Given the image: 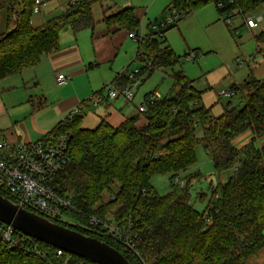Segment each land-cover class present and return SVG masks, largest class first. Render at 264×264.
I'll return each mask as SVG.
<instances>
[{
    "label": "trees",
    "instance_id": "obj_1",
    "mask_svg": "<svg viewBox=\"0 0 264 264\" xmlns=\"http://www.w3.org/2000/svg\"><path fill=\"white\" fill-rule=\"evenodd\" d=\"M95 4L99 0H70L60 15L34 28L35 0H2L5 31L0 35V81L34 67L42 56L56 51L63 29L92 31ZM207 4H213L219 15H227L226 21L235 15L244 19L264 0H169L166 10L169 14L175 11L178 21L158 33L148 30L138 39L133 61L141 68L132 79L118 75L110 85L129 87L143 70L151 73L168 68L173 86L179 88L176 94L147 103L144 113L118 126L101 121L94 129L85 130L81 111L47 133L69 137L70 161L50 183L58 196L71 198V208L64 212L69 220L63 226L104 242L130 264H248L264 251V142L258 145L264 140V78L231 86V93L240 92L243 108L235 112L227 107L221 116L214 117L211 108L201 105V93L193 89L192 81L174 70L180 57L163 40L167 31ZM135 13L132 8L113 15L103 11L101 22L108 29L138 35ZM254 40L264 44V33ZM100 93L102 90L92 96ZM197 130L201 132L198 139ZM245 133L250 135L249 141L237 147V140ZM198 144L209 154L216 175L232 171L212 190L202 212L189 204L190 186L199 177L186 175L195 164ZM155 174L168 176L172 187L168 194L159 196L150 185ZM176 178L182 187L173 184ZM115 183L119 188L113 192ZM104 194L109 195L107 201ZM0 195L13 201L1 191ZM92 216L113 218L131 247L90 227ZM2 229L0 223V264H93L66 253L58 256L56 249L34 240L44 260L20 248L9 249L1 239ZM22 237L16 232L15 238Z\"/></svg>",
    "mask_w": 264,
    "mask_h": 264
},
{
    "label": "rangeland",
    "instance_id": "obj_2",
    "mask_svg": "<svg viewBox=\"0 0 264 264\" xmlns=\"http://www.w3.org/2000/svg\"><path fill=\"white\" fill-rule=\"evenodd\" d=\"M45 2L47 7H43L40 14L32 15V26L37 25V21L43 17L53 18L52 16L60 15L59 6H62L66 0H45ZM112 2L119 6V11L129 7L134 9L138 19V33L146 34L149 24H153L155 19L158 23H162L170 17L166 10L169 0H99V4L92 6L93 18H101V8L104 7L106 15L119 12L118 9L109 8V3ZM15 9L18 11V6H15ZM258 9V12L247 16L256 17L264 13V4ZM47 10L49 11L47 12ZM4 17L5 14L1 13L0 35L5 31ZM226 17L225 14L219 15L213 4H207L190 13L175 28L167 31L163 39L173 53L180 57L174 70L181 71L188 80L192 81L193 89L201 93V105L211 108L214 117L221 116L227 107H229V111L234 110L235 112L243 108L240 92L232 93L231 97L223 96L221 93L230 92L233 85L239 86L245 81L264 78V45L258 44L254 40V36L264 31V23L252 31L245 27L242 17L233 16L230 25H228V21H225ZM131 41L128 49L132 50L130 51L132 53L126 63L128 65L126 72L132 75L141 68V65L137 61L133 62V56L138 46L136 41ZM258 48L261 52H258ZM191 52L194 53V60L186 61L184 55ZM236 60L243 61L244 65L239 66ZM171 74L172 71L168 68L151 73L143 70L137 79L138 82H131L129 85L130 93L134 96L133 104L137 105L144 94L151 92L156 93L160 99L165 98L168 94L175 95L179 88L173 86ZM111 80L104 81L97 90L110 85ZM20 92H16V95H19ZM20 109L22 108L17 109L20 118H26L27 116L23 115L24 111H19ZM42 113L45 112H41V116ZM85 115L88 116L89 113L87 112ZM83 124V126H92L93 123L91 118L83 116ZM26 126L30 130L32 123L28 120ZM200 137L201 132L197 130L196 138ZM263 142L264 140L258 145ZM194 151L195 164L187 170L186 175H197L199 178L190 186L189 204L197 212H202L212 195V190L224 183L232 175V171L216 175L209 154L202 145H196ZM150 185L159 196H164L172 190L168 176L161 174L153 175L150 178ZM118 188L119 184L115 183L112 187L113 192H116ZM102 198L107 201L109 195L104 194ZM64 218L69 220L66 215ZM248 264H264V251L250 259Z\"/></svg>",
    "mask_w": 264,
    "mask_h": 264
},
{
    "label": "crops",
    "instance_id": "obj_3",
    "mask_svg": "<svg viewBox=\"0 0 264 264\" xmlns=\"http://www.w3.org/2000/svg\"><path fill=\"white\" fill-rule=\"evenodd\" d=\"M69 2L70 0H66L62 6H59L61 13ZM109 4V8L119 11L117 4L113 2ZM43 7H47V4ZM104 10L105 7L101 8V18H93L96 25L92 31L85 29L73 33L68 28L63 29L59 34L56 51L42 56L34 67L0 81V135L2 136L0 138L10 143L35 142L69 116L78 105L82 109L83 116L91 118L93 123L92 126H83L82 117L81 127L85 130L94 129L101 121L118 126L125 119L139 115L138 106L147 94L142 96L137 105L133 104L134 96L130 103L121 98L104 99L96 106L90 103L89 98L104 88L97 90L104 81L113 80L118 75H124L127 79L133 77V74L126 72L128 67L126 63L132 53L128 45L133 39L128 38L124 30L115 31L114 27L108 29L101 22ZM56 16L58 14L52 17ZM49 17L39 19L37 25L33 27L43 26L51 18ZM262 33L264 31L259 32L254 38ZM259 51L261 52L260 49ZM58 75H63L67 82L58 85L56 82ZM139 75L135 76L132 83L138 82ZM18 91L21 92L16 95ZM18 108H22L19 111H24L23 115L27 116L23 118L24 120L20 118ZM41 112L45 113L41 116ZM87 112L88 116L85 115ZM28 120L32 123L30 130L26 126ZM142 122L141 120L140 123ZM249 139V134H243L235 145L237 147L244 145Z\"/></svg>",
    "mask_w": 264,
    "mask_h": 264
},
{
    "label": "built area",
    "instance_id": "obj_4",
    "mask_svg": "<svg viewBox=\"0 0 264 264\" xmlns=\"http://www.w3.org/2000/svg\"><path fill=\"white\" fill-rule=\"evenodd\" d=\"M71 1L80 2L82 0ZM44 4L43 0H35L33 14H39ZM178 19L179 15L172 11L166 21L162 23L153 22V24L148 26L147 31L158 33L168 25L176 23ZM243 20L246 28L254 30L264 23V13L256 17L247 16ZM226 21L230 25L231 21ZM144 35L145 33L143 32L138 33V35L128 34V38L137 41ZM184 58L186 61H193L195 56L191 52ZM236 61L239 66L244 65L243 61ZM129 78L132 79V77ZM56 82L58 85H62L67 82V79L63 75H58ZM118 86H105L102 89V93L89 98L90 103L96 106L103 102L104 99L116 100L119 98L130 103L133 98L130 93V86L122 89H119ZM221 95L231 97L232 93L225 92L221 93ZM158 99L160 98L156 93L143 99L138 106V113H144L147 103L151 104ZM81 111L82 109L78 105L71 111L70 115L80 114ZM68 142L69 137L67 135L52 136L45 134L39 140L31 143H10L0 138V191L11 197L13 199L11 202L15 205L62 226L68 222L64 218V212L71 208V198L58 196L50 187V183L70 161ZM173 184L180 187L183 186L179 178L174 179ZM88 221L90 227L98 228L101 232H106L108 235L123 240L131 247L129 239L113 218L103 220L92 216ZM2 225L1 239L6 247L9 249L20 248L27 255L39 260L45 259L42 251L32 242V239L28 237L15 238L16 231L7 225ZM63 253L60 250H56L58 256Z\"/></svg>",
    "mask_w": 264,
    "mask_h": 264
},
{
    "label": "water",
    "instance_id": "obj_5",
    "mask_svg": "<svg viewBox=\"0 0 264 264\" xmlns=\"http://www.w3.org/2000/svg\"><path fill=\"white\" fill-rule=\"evenodd\" d=\"M0 223L34 241L93 264H130L123 255L104 242L53 223L1 195Z\"/></svg>",
    "mask_w": 264,
    "mask_h": 264
}]
</instances>
